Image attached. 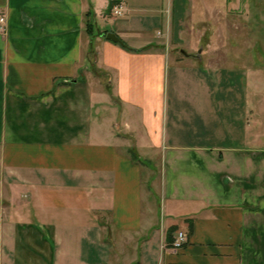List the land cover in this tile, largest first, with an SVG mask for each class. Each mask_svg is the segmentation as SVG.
<instances>
[{
	"label": "crops",
	"instance_id": "crops-1",
	"mask_svg": "<svg viewBox=\"0 0 264 264\" xmlns=\"http://www.w3.org/2000/svg\"><path fill=\"white\" fill-rule=\"evenodd\" d=\"M172 1L0 0V264H264V147L220 68L165 94Z\"/></svg>",
	"mask_w": 264,
	"mask_h": 264
},
{
	"label": "rangeland",
	"instance_id": "rangeland-1",
	"mask_svg": "<svg viewBox=\"0 0 264 264\" xmlns=\"http://www.w3.org/2000/svg\"><path fill=\"white\" fill-rule=\"evenodd\" d=\"M168 32L163 47L173 56L164 80L169 100L174 93L173 58L220 68L218 81L210 80V85L217 82L225 90L211 89V100L235 101L234 115L243 126L250 123L244 134L257 136L258 146L264 147V0H173Z\"/></svg>",
	"mask_w": 264,
	"mask_h": 264
},
{
	"label": "built area",
	"instance_id": "built-area-1",
	"mask_svg": "<svg viewBox=\"0 0 264 264\" xmlns=\"http://www.w3.org/2000/svg\"><path fill=\"white\" fill-rule=\"evenodd\" d=\"M114 12L115 13H120L121 12V7L120 6H115L114 7ZM7 24V15L6 12L0 8V33H2ZM186 241V236L183 232L179 231L177 232L176 236L174 237L173 241L171 242V247L173 248H180Z\"/></svg>",
	"mask_w": 264,
	"mask_h": 264
},
{
	"label": "trees",
	"instance_id": "trees-1",
	"mask_svg": "<svg viewBox=\"0 0 264 264\" xmlns=\"http://www.w3.org/2000/svg\"><path fill=\"white\" fill-rule=\"evenodd\" d=\"M111 6H112V3H109V9L111 8ZM86 16H88V19H87V22H86V26H87V28H86V32L89 34V35H91L92 33H93V23H92V21H93V19H92V15H91V12H87L86 13ZM106 33V32H105ZM104 33V34H105ZM90 53L92 54L93 53V50H92V44H91V48H90Z\"/></svg>",
	"mask_w": 264,
	"mask_h": 264
},
{
	"label": "water",
	"instance_id": "water-1",
	"mask_svg": "<svg viewBox=\"0 0 264 264\" xmlns=\"http://www.w3.org/2000/svg\"><path fill=\"white\" fill-rule=\"evenodd\" d=\"M105 37L108 40H111V41H113L115 43H118V44H120L122 46H125V44L123 43V41L116 34H114L112 32H107L106 35H105Z\"/></svg>",
	"mask_w": 264,
	"mask_h": 264
}]
</instances>
